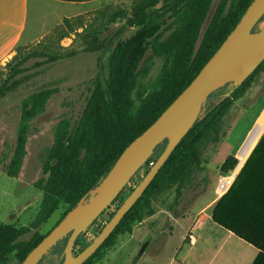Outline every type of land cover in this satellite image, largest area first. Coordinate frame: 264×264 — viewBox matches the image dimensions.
I'll return each instance as SVG.
<instances>
[{
  "label": "trees",
  "instance_id": "trees-1",
  "mask_svg": "<svg viewBox=\"0 0 264 264\" xmlns=\"http://www.w3.org/2000/svg\"><path fill=\"white\" fill-rule=\"evenodd\" d=\"M192 1L145 0L133 8L128 22L136 27V31L129 38L116 41L107 60V76L100 74L94 81L92 95L80 119L74 126L67 120L57 125L54 144L43 166V174L46 177L37 184V188L44 193V213L41 221L46 220L60 203L68 206L61 221L82 198L85 197V201H88L93 195L92 191L106 177L125 148L143 133L191 83L253 2V0H224L206 30L196 61L193 59L195 42L202 20L212 1L199 0L192 14L183 21L185 27L182 31L175 34L166 46L158 49L157 55L166 58L161 90L152 99L146 100L141 109L135 113L132 92L140 63L150 48H155L162 30L169 25V21L180 19L183 10ZM83 25L81 16L65 18L61 26L55 29V33L62 30L73 31ZM257 30L258 27L253 31ZM52 34L53 32L44 38ZM106 43L96 35L87 41L85 51L100 52L106 47ZM73 56H75L73 52L52 54L48 46L43 51L27 53L20 63L12 67L0 85V96L13 92L24 82L21 76L24 72L22 65L30 59L44 57L46 58L44 63H54ZM262 71H264V61L241 85L234 82L227 83L207 98L197 121L177 145L154 180L125 214L112 234L83 264H92L104 248L113 244L120 234L129 231L134 222L140 221L143 210L149 206L151 198L160 194L168 185L178 183L177 194L178 197L182 196L181 188L192 182L194 173L205 171L201 154L203 144L209 138L213 142L219 141L220 126L224 116ZM56 92L57 89L42 90L23 103L16 146L7 166V176L15 178L19 175L26 156L31 122L46 110L49 99ZM259 139L230 189L216 203L211 216L214 223L260 249L253 264H264V134ZM167 143L168 139L160 143L141 167L145 169L144 176L163 153ZM237 164L238 160L235 156H228L221 165L220 172L228 174ZM132 191L133 188L129 187V184L126 185L111 206L119 199L121 202L124 201ZM120 206L117 205L109 213L108 221ZM106 210L101 215L105 214ZM96 221L97 219L92 225ZM103 227L104 225L98 228V234ZM30 234L29 227L16 229L8 225H0V264H5L8 255L14 251L20 264L48 233L45 236H40L38 233ZM85 234L86 231L77 236L74 251L81 244ZM69 237L70 234L59 240L38 264H63ZM87 246H83L80 252Z\"/></svg>",
  "mask_w": 264,
  "mask_h": 264
},
{
  "label": "rangeland",
  "instance_id": "rangeland-1",
  "mask_svg": "<svg viewBox=\"0 0 264 264\" xmlns=\"http://www.w3.org/2000/svg\"><path fill=\"white\" fill-rule=\"evenodd\" d=\"M143 1L104 0L78 15L82 17L83 26L73 31L55 33L59 25L47 34L53 32L51 36L18 48L13 56L1 63L0 85L12 67L20 63L27 53L43 51L46 46L52 54L75 53L71 58L54 63H44V57L23 63L21 76L24 82L13 92L0 96V225L16 229L29 227L30 235L38 233L45 236L66 212L67 204L60 203L46 220L41 221L44 193L37 188V184L46 177L43 166L54 144L55 130L63 120L69 121L72 126L78 122L92 95L94 81L100 74L107 76V60L116 41L127 39L135 33L136 27L128 20L133 8ZM198 2L193 0L185 7L180 19L169 21L155 48L151 47L140 63L132 92L135 113L146 100L152 99L161 90L166 58L157 55L158 49L166 46L175 34L182 31L185 27L183 21L192 14ZM223 2L212 0L202 20L193 53L196 61L206 30ZM96 35L107 42L106 47L97 53L86 52L87 41ZM46 89H57V92L49 99L46 110L31 122L23 165L19 175L11 178L6 171L16 146L23 103ZM263 130L264 71L255 77L224 116L219 141L213 142L209 138L203 144L201 154L205 171L194 173L192 182L181 188V197L177 194L178 183L168 185L160 194L153 196L149 206L143 210L142 219L134 222L129 231L120 234L113 244L104 248L92 264H170L173 258L178 264H183V259L188 255L190 229L196 224H208V216L219 198L217 194H221L217 190L224 176L220 172L221 165L228 156H235L240 164L263 136ZM144 174L145 169L138 171L129 187L134 189ZM123 202L119 199L97 218L94 225L88 227L75 254L95 239L98 228L107 223L109 213ZM5 264H18L15 251L8 255Z\"/></svg>",
  "mask_w": 264,
  "mask_h": 264
},
{
  "label": "water",
  "instance_id": "water-1",
  "mask_svg": "<svg viewBox=\"0 0 264 264\" xmlns=\"http://www.w3.org/2000/svg\"><path fill=\"white\" fill-rule=\"evenodd\" d=\"M264 0H253L236 27L203 66L191 83L163 113L122 152L116 163L92 191L93 195L67 215L36 245L20 264H38L43 256L70 234L63 264H83L112 234L125 214L142 196L177 145L197 121L202 105L227 83L241 85L264 61ZM258 27L257 31H253ZM168 139L167 146L149 172L124 200L95 239L75 254L74 242L109 207L152 156ZM232 172V171H230Z\"/></svg>",
  "mask_w": 264,
  "mask_h": 264
},
{
  "label": "crops",
  "instance_id": "crops-1",
  "mask_svg": "<svg viewBox=\"0 0 264 264\" xmlns=\"http://www.w3.org/2000/svg\"><path fill=\"white\" fill-rule=\"evenodd\" d=\"M103 1L0 0V65L13 56L18 48L43 39L52 29L61 25L65 18L76 17ZM254 146L232 173L233 179L253 152ZM220 198L208 216V224H196L190 229L188 255L183 259V264H253L258 257L259 248L212 221L213 209ZM176 263L174 258L170 262Z\"/></svg>",
  "mask_w": 264,
  "mask_h": 264
},
{
  "label": "built area",
  "instance_id": "built-area-1",
  "mask_svg": "<svg viewBox=\"0 0 264 264\" xmlns=\"http://www.w3.org/2000/svg\"><path fill=\"white\" fill-rule=\"evenodd\" d=\"M240 163V160H239ZM239 165V164H238ZM243 166V164H242ZM242 166L240 167L239 171L241 170ZM237 168V167H236ZM236 169L232 170V172H229L228 174H224V176H222V179L220 180L219 186H218V191H222V189H224L223 191V195L230 189L231 185L233 184L234 179L230 182V178L232 173L235 171ZM238 171V172H239ZM238 174V173H237ZM219 197H222L223 195L221 194H217Z\"/></svg>",
  "mask_w": 264,
  "mask_h": 264
},
{
  "label": "bare ground",
  "instance_id": "bare-ground-1",
  "mask_svg": "<svg viewBox=\"0 0 264 264\" xmlns=\"http://www.w3.org/2000/svg\"><path fill=\"white\" fill-rule=\"evenodd\" d=\"M232 180H233V175H231V178L229 181L231 182ZM223 191H224V189H222V191H220V193L223 194ZM216 193H217V191H216Z\"/></svg>",
  "mask_w": 264,
  "mask_h": 264
}]
</instances>
